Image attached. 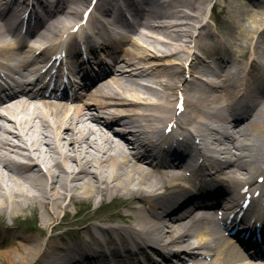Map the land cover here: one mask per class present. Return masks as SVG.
Listing matches in <instances>:
<instances>
[{"label": "bare ground", "instance_id": "6f19581e", "mask_svg": "<svg viewBox=\"0 0 264 264\" xmlns=\"http://www.w3.org/2000/svg\"><path fill=\"white\" fill-rule=\"evenodd\" d=\"M10 1L20 2L0 0V56L12 60L21 74L22 65L15 56L26 57L30 49L21 54L16 42L8 47L14 15L8 20L2 10ZM73 2L86 7L91 0ZM104 2H96L97 7ZM203 2L142 0L132 9V33L119 34L118 46L109 49L114 52L111 69L90 79L81 96L83 104L42 102L38 106L33 92L0 97V264H245L243 258L235 260L226 246L216 251L214 261L198 260L202 254L196 249L209 238L201 236L195 248L189 242L190 223H185L180 211L198 191L194 185L189 191L179 178L182 168L204 171L210 181L205 180L204 190L214 183L219 196L231 197L222 205L224 209L241 204L243 195L237 186L254 184L255 177L264 173V52H256L264 49V6L263 0L220 4L228 12L232 31L240 29L238 35L220 39L210 36L211 17ZM41 7L46 17L40 18L35 42H49L68 25L42 1ZM174 9L195 21L191 27L196 26L194 48L205 56L216 54L223 74L212 77L221 85L209 91L203 88L188 102L183 126L168 135L162 123L167 121V126L172 118V95L185 78L182 52L188 50V46H180L181 50L177 46L181 31L176 28L177 19L185 16H176ZM182 30L190 40L185 34L188 25ZM253 65L258 77L250 80L245 93L251 103L246 106L247 133L241 136L223 125L222 113L239 99V72ZM107 130L120 139H111ZM153 138L168 145L177 138V146L185 147L180 167L168 170ZM196 158H201L198 165L191 163ZM107 202H127L128 210L97 214L95 210ZM72 206L86 210L82 220H75L84 222V234L78 231L76 239L62 248L67 252L55 257L53 247L59 244L54 239L63 237L56 232L61 213L71 215ZM24 220L31 223L23 224ZM115 220L126 224L110 223ZM105 249L113 251L112 262L105 258Z\"/></svg>", "mask_w": 264, "mask_h": 264}, {"label": "rangeland", "instance_id": "374dc122", "mask_svg": "<svg viewBox=\"0 0 264 264\" xmlns=\"http://www.w3.org/2000/svg\"><path fill=\"white\" fill-rule=\"evenodd\" d=\"M194 1L197 2V1H201V0H194ZM234 1H236V0H234ZM249 1L250 0H241V2H245V3H249ZM72 2H73V0L69 1V5L75 7L76 4L74 2L73 3ZM203 3L205 4V6H207V10H206L207 16H211V18H212L211 22H212V26H213L214 30H216V32L220 33V36H221L220 39H222L224 36L225 37H227V36L230 37L235 32L238 35V33H239L238 30H240V29L233 28L234 32L232 31V27H230V25L228 24L227 18H226V16H228V12L225 9L221 8V5H220V4H223V3L230 5L232 3V0H204ZM113 4H114V0H107V2H104L102 5H100L99 9H101L102 7H106V6H109L110 8H113ZM263 6H264V0H263ZM146 7H147V5H146ZM174 10H175V13L177 14L178 11H176V9H174ZM187 11L189 13H191V14L194 12V10H192L190 8ZM241 33L242 32H240V36H241ZM215 37H219V36H215ZM140 40L142 41V39H140ZM262 51L264 52V49H262V48L256 49L257 55H259ZM200 53L203 54L202 51ZM208 56H210V57L207 58V59L214 60L213 64L215 65V62L217 60L216 59L217 55L216 54H209ZM245 57H247V56H245ZM245 57H242L241 59L244 61ZM248 57H249V55H248ZM172 97H173V95H172ZM109 200H111V199H109ZM129 201H131V199L128 200L127 202H129ZM127 202H124V203H122L120 205L115 204V202H112L110 204L104 205V209L103 210L96 209L95 212L97 214H99V215H107V214H109L111 212L126 211V210H128V207H127L128 203ZM98 203H99V201H96L95 204H93V208H96ZM75 211L76 212L80 211V212H79L78 215L77 214L76 215H72ZM70 213H71V215H67L66 216V219H65L66 220V224L65 225L64 224L60 225V220H59V226L60 227L56 231L57 233L66 232L67 234H65V238H66L67 241L70 240V237L74 236L73 232L74 231L76 232L78 229L81 230L82 233L84 234V231H83L84 227L82 226L84 222H78L77 223L75 220L76 219L82 220L85 217L86 210L79 209V207L76 208L75 206H72L71 210H70ZM62 214L63 213H61V216H62ZM26 222L28 224H30V220H24L22 223L24 224ZM91 223H104V222H102V221L100 222V221H97V220H91ZM110 223H112V224H114V223L126 224L125 222H122V221H119V220H115L114 222H110ZM77 224H79V225H77ZM40 264H45V263H40Z\"/></svg>", "mask_w": 264, "mask_h": 264}]
</instances>
